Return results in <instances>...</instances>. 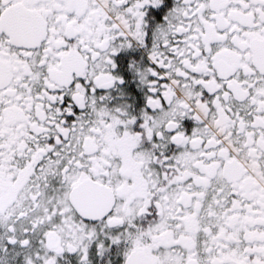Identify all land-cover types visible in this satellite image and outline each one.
Listing matches in <instances>:
<instances>
[{
  "label": "snow or ice",
  "instance_id": "snow-or-ice-1",
  "mask_svg": "<svg viewBox=\"0 0 264 264\" xmlns=\"http://www.w3.org/2000/svg\"><path fill=\"white\" fill-rule=\"evenodd\" d=\"M0 264H264V0H0Z\"/></svg>",
  "mask_w": 264,
  "mask_h": 264
}]
</instances>
